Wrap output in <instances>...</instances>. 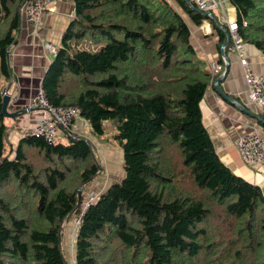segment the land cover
Returning a JSON list of instances; mask_svg holds the SVG:
<instances>
[{
    "label": "trees",
    "instance_id": "obj_1",
    "mask_svg": "<svg viewBox=\"0 0 264 264\" xmlns=\"http://www.w3.org/2000/svg\"><path fill=\"white\" fill-rule=\"evenodd\" d=\"M176 1L194 24L207 18ZM22 2L0 0V80L11 74L7 48L20 25ZM229 2L243 40L264 54V0ZM73 5L41 86L51 104L78 106L93 134L102 135L106 121L114 126L123 169L121 179L84 210L75 264H111L114 256L102 253L119 246L122 261L147 247L146 264H264V193L215 151L200 108L210 73L195 55L181 14L167 0ZM208 20L224 42V32ZM130 67H142V75ZM1 89L0 264H67L61 226L77 216L78 190L97 173L91 143L70 134L47 143L27 133L7 155ZM26 146L43 152L45 167L33 168ZM169 153L179 167L164 164ZM65 161L81 164L70 181ZM185 177L200 196L166 189Z\"/></svg>",
    "mask_w": 264,
    "mask_h": 264
},
{
    "label": "crops",
    "instance_id": "obj_2",
    "mask_svg": "<svg viewBox=\"0 0 264 264\" xmlns=\"http://www.w3.org/2000/svg\"><path fill=\"white\" fill-rule=\"evenodd\" d=\"M56 2V11L43 16L36 36L31 34L30 25L19 11L20 6L18 7L20 25L15 30L14 43L9 46L11 74L9 78L3 77L0 80L2 88L11 82L8 90L11 108L16 102L24 107L23 104L41 83L43 73L53 58V55L43 48L42 42L48 40L59 45L62 33L73 17V0H57ZM223 6L229 18L236 16L235 8L230 2H224ZM222 10V8L217 10L218 15L223 12ZM191 36L195 55L203 61L205 67L206 59L220 55L221 42L214 26H211L209 33L202 31L197 33L194 30ZM243 53L254 72L264 73V54L253 43L244 41ZM228 57L230 62L228 72L218 81L222 94L214 86L211 75L209 77L206 90L200 100L202 122L220 159L234 173L258 184L264 193V176L248 166L234 147L235 139L254 127H258L264 135V120L261 119L262 115L258 108L249 100L237 54L229 53ZM21 115L16 119L20 121L19 125L22 124L20 130L26 126H32L37 118V114L30 110ZM5 122L7 124L8 121Z\"/></svg>",
    "mask_w": 264,
    "mask_h": 264
},
{
    "label": "built area",
    "instance_id": "obj_3",
    "mask_svg": "<svg viewBox=\"0 0 264 264\" xmlns=\"http://www.w3.org/2000/svg\"><path fill=\"white\" fill-rule=\"evenodd\" d=\"M57 0H23L20 6V12L30 25V32L33 36L38 35L42 18L46 13L56 11ZM190 5L201 14L212 13L219 23L223 24L229 33V43L221 44V61L210 59L208 62L209 72L212 81L221 76L224 72L226 56L229 53H236L238 61L242 67V74L247 85L248 97L262 115L264 120V73H256L252 70L246 56L243 53L244 40L238 31L239 22L235 17L229 18L227 10L224 9L223 3L229 0H187ZM222 8L223 12L216 16L214 11ZM72 18V17H71ZM204 19L199 24V28L204 33L211 31V24L208 19ZM212 20V19H211ZM242 24L246 22L243 20ZM217 26V25H216ZM213 27V26H212ZM43 48L51 55L56 53L58 45L51 41H43ZM226 54V55H225ZM24 107L38 114L34 124L23 132L20 137L27 133L42 137L47 143L55 142L60 133L70 134L76 137L85 138V128L90 125L86 119L80 114V109L76 105H53L45 97L41 83L35 88L34 93L23 104ZM82 135V136H81ZM88 140V139H87ZM234 147L238 151L242 160L250 167L259 171L264 176V135L258 127H254L251 131L244 133L234 141ZM107 188V187H106ZM106 188L93 189L94 193L81 196L78 214L75 217V225L78 227L84 210L95 200V198Z\"/></svg>",
    "mask_w": 264,
    "mask_h": 264
},
{
    "label": "rangeland",
    "instance_id": "obj_4",
    "mask_svg": "<svg viewBox=\"0 0 264 264\" xmlns=\"http://www.w3.org/2000/svg\"><path fill=\"white\" fill-rule=\"evenodd\" d=\"M183 17L185 20L190 34H189V41L192 44L193 38L192 34L194 33V30L199 33L202 31L199 27L197 29V26L194 24L189 16L184 12L183 8L179 6L176 0H167ZM214 14L218 16V12L215 10ZM10 18H6L5 22L3 23V30L5 31V28L8 26V21ZM221 24V23H220ZM223 25V24H222ZM15 33V31H14ZM221 42L220 44H222ZM193 46V44H192ZM220 55L218 57L208 58L206 59V68L209 71L208 62L210 59L218 60V58L221 56L222 50L221 46L219 47ZM132 68L133 75L141 76L140 70L141 68ZM210 73V72H209ZM211 74V73H210ZM136 78V77H135ZM12 109L17 108L15 104H13ZM37 114V113H36ZM22 116V115H20ZM7 119V134H6V148L5 153L7 155L13 156V149L15 148L18 139L20 138V132L25 131L29 128V126L24 127L22 130H20L21 125H19V122L17 117L11 118L8 116H5ZM19 117V116H18ZM38 117V114H37ZM9 118V119H8ZM37 119V118H36ZM104 133L102 135H95L91 131V128H85V138L90 141L92 146V152L90 155V161L94 162L97 167V173L92 175L88 181H86L85 186H83L80 189V197L83 196V194L88 195L94 193L93 189L97 188H106L108 184L118 181L121 179L123 175V169H122V150L120 146L117 144L116 140L114 139L115 134V128L114 126L106 121L104 123ZM16 135V136H15ZM82 136V135H81ZM66 134L60 133L57 141H64L66 139ZM170 144V143H168ZM25 153L27 161L31 163L33 168L37 171L41 170L43 167H45V155L43 152L35 147H25ZM66 164L62 166L67 181L71 180L72 174L80 170L81 164L76 162H67ZM162 164V163H161ZM164 164L168 167V165L175 164V167H179L177 161L174 162V159L172 158L171 154L169 153L168 158L164 161ZM163 165V164H162ZM80 167V168H78ZM78 168V169H77ZM179 168H176L175 171H177ZM166 184V183H164ZM173 185V184H172ZM174 187H166L168 190L175 189L176 191H180L182 194H189V195H196L200 196L199 190L193 187V184L191 180L187 177L184 178V180L177 185H173ZM62 236H61V244H62V251L64 253V257L66 259L67 264H75V255H74V246H75V237H76V231L77 227L75 225V217H71L68 219H65L62 222ZM116 244V242H115ZM124 248H121L120 246L116 249L108 248L107 250L103 251V256L107 257L109 253H111L114 258L115 262H112L111 264H146V258L149 257V251L147 247H143L139 250V252L136 255H133L127 259L120 258L121 250ZM249 259L246 261L248 262ZM197 263L202 262L201 259L196 260ZM194 264V263H189Z\"/></svg>",
    "mask_w": 264,
    "mask_h": 264
},
{
    "label": "water",
    "instance_id": "obj_5",
    "mask_svg": "<svg viewBox=\"0 0 264 264\" xmlns=\"http://www.w3.org/2000/svg\"><path fill=\"white\" fill-rule=\"evenodd\" d=\"M184 1L186 2L187 5H190V3L187 0H184ZM190 7L192 9H195L193 6H190ZM203 15H207V13L204 12ZM209 16L212 19V21L215 23V25H217V27H219L225 34L226 39L222 44H225V45L228 44L229 43V33H228V30L226 29V27L224 25L220 24L218 22L217 18L212 13H210ZM7 54L9 55V48H7ZM229 66H230V62H229V57L227 55L226 56V63L224 66V72L221 76H217L215 78V83H214V86L216 87L217 91L221 94H222V91L218 86V81L224 78L225 74L228 72ZM10 84H11V82L8 83L6 86H4L1 89V94H2L1 111H2L4 116L14 118V117H17V116L25 113L29 109H27L26 107H21V105H19L18 102L14 103L15 106H17V108H15V109L11 108V106L9 105L10 93L8 92ZM223 96H225V95H223ZM12 107H14V106H12ZM89 143H90V141H89ZM78 194H80V190H78Z\"/></svg>",
    "mask_w": 264,
    "mask_h": 264
}]
</instances>
